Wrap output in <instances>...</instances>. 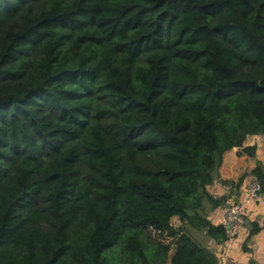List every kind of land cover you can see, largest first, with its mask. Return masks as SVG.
Listing matches in <instances>:
<instances>
[{"label": "trees", "instance_id": "trees-1", "mask_svg": "<svg viewBox=\"0 0 264 264\" xmlns=\"http://www.w3.org/2000/svg\"><path fill=\"white\" fill-rule=\"evenodd\" d=\"M253 136L264 0H0V264H218L189 230L229 239L209 188Z\"/></svg>", "mask_w": 264, "mask_h": 264}, {"label": "crops", "instance_id": "crops-1", "mask_svg": "<svg viewBox=\"0 0 264 264\" xmlns=\"http://www.w3.org/2000/svg\"><path fill=\"white\" fill-rule=\"evenodd\" d=\"M256 139L263 140L264 136L248 137L245 147L256 146V157L246 154L239 155V149H233L224 156L223 163L216 173L214 184L209 192L214 198H237L244 201L249 185L253 180L250 173L256 168L257 162L264 165V144H252ZM251 141V142H250ZM260 151H262L260 153ZM242 180V184H240ZM229 182L232 184H227ZM224 205L212 208L206 204V214L209 221L219 226ZM246 226L235 237H229L225 243H219L210 238L205 230L190 229L191 236L206 250L218 259V264H264V192L261 201L246 205ZM180 218L174 217L172 226L182 227ZM176 249L169 254L167 264H172Z\"/></svg>", "mask_w": 264, "mask_h": 264}, {"label": "built area", "instance_id": "built-area-1", "mask_svg": "<svg viewBox=\"0 0 264 264\" xmlns=\"http://www.w3.org/2000/svg\"><path fill=\"white\" fill-rule=\"evenodd\" d=\"M263 194L262 186L259 182L252 180L246 198L240 201L237 198H228L223 209V214L219 226L227 230L229 237H235L246 226V205L261 201Z\"/></svg>", "mask_w": 264, "mask_h": 264}, {"label": "rangeland", "instance_id": "rangeland-1", "mask_svg": "<svg viewBox=\"0 0 264 264\" xmlns=\"http://www.w3.org/2000/svg\"><path fill=\"white\" fill-rule=\"evenodd\" d=\"M251 141H253L252 142V144H259V145H261V144H264V142H263V140L261 139V140H256V139H254V140H251ZM250 141V142H251ZM262 151H260V153H261ZM156 238H158L159 240H164V238L163 237H161V236H158V235H156ZM165 241V243H167V240H164Z\"/></svg>", "mask_w": 264, "mask_h": 264}]
</instances>
